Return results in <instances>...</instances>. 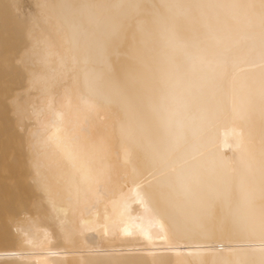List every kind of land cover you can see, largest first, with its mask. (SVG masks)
I'll return each instance as SVG.
<instances>
[{
  "label": "bare ground",
  "instance_id": "obj_1",
  "mask_svg": "<svg viewBox=\"0 0 264 264\" xmlns=\"http://www.w3.org/2000/svg\"><path fill=\"white\" fill-rule=\"evenodd\" d=\"M0 264H264V0H0Z\"/></svg>",
  "mask_w": 264,
  "mask_h": 264
}]
</instances>
